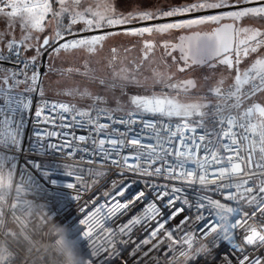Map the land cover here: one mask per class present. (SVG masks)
<instances>
[{
    "label": "snow or ice",
    "instance_id": "1",
    "mask_svg": "<svg viewBox=\"0 0 264 264\" xmlns=\"http://www.w3.org/2000/svg\"><path fill=\"white\" fill-rule=\"evenodd\" d=\"M0 25V203L43 201L91 264H264V0H0Z\"/></svg>",
    "mask_w": 264,
    "mask_h": 264
},
{
    "label": "built area",
    "instance_id": "2",
    "mask_svg": "<svg viewBox=\"0 0 264 264\" xmlns=\"http://www.w3.org/2000/svg\"><path fill=\"white\" fill-rule=\"evenodd\" d=\"M32 158L41 159L39 156ZM112 178H116L115 174L111 175L109 180ZM96 191L102 192L103 187L97 186ZM93 194L95 193L88 194V197ZM0 204L14 217L26 239L24 246L20 247L0 235V257H3L0 264H80L81 258L86 257L71 230L58 221L59 217L55 218L48 213L43 201L36 200L29 209H17L15 213L10 210V201ZM34 209H43L46 213L45 219L50 217L54 221L52 227H47L44 219L35 216ZM16 253H19L18 260L13 259Z\"/></svg>",
    "mask_w": 264,
    "mask_h": 264
},
{
    "label": "rangeland",
    "instance_id": "3",
    "mask_svg": "<svg viewBox=\"0 0 264 264\" xmlns=\"http://www.w3.org/2000/svg\"><path fill=\"white\" fill-rule=\"evenodd\" d=\"M0 27H2V25H0ZM17 34H19L18 30H17ZM77 79L80 78L77 77ZM0 235L5 237L12 244H14V242L10 240L9 237L10 235L20 238L23 243H25L26 241L25 234L23 233L22 229L20 228L14 217H12L8 212V210L6 209V207H4L1 204H0Z\"/></svg>",
    "mask_w": 264,
    "mask_h": 264
},
{
    "label": "clouds",
    "instance_id": "4",
    "mask_svg": "<svg viewBox=\"0 0 264 264\" xmlns=\"http://www.w3.org/2000/svg\"><path fill=\"white\" fill-rule=\"evenodd\" d=\"M34 214L35 216L44 219V223L47 227H52V225L54 224V221L48 217L45 219L46 217V213L43 209H34ZM90 259L88 257H82L80 260V264H89Z\"/></svg>",
    "mask_w": 264,
    "mask_h": 264
},
{
    "label": "trees",
    "instance_id": "5",
    "mask_svg": "<svg viewBox=\"0 0 264 264\" xmlns=\"http://www.w3.org/2000/svg\"><path fill=\"white\" fill-rule=\"evenodd\" d=\"M10 237V240L12 241V242H14V244H16V245H18V246H20V247H22V246H24V243L21 241V239L20 238H18V237H16V236H9Z\"/></svg>",
    "mask_w": 264,
    "mask_h": 264
}]
</instances>
